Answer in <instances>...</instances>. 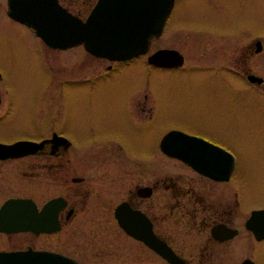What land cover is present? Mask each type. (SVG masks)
<instances>
[{"label":"flooded vegetation","instance_id":"1","mask_svg":"<svg viewBox=\"0 0 264 264\" xmlns=\"http://www.w3.org/2000/svg\"><path fill=\"white\" fill-rule=\"evenodd\" d=\"M55 1L83 20L97 0ZM183 1L173 0L144 53L89 55L93 92L97 82L148 70L142 82L115 90V130L102 135L95 125L83 142L69 129L82 80L76 69L55 76L49 64L51 52L82 47L50 48L0 0V264H264V195L222 139L177 125L160 130L170 92L147 82L150 71L186 79L193 70L212 88L201 93L215 96L226 71L264 90L250 63L264 57V33L193 28L182 41L198 56L191 61L170 45L177 30L166 32ZM168 132L175 134L162 143Z\"/></svg>","mask_w":264,"mask_h":264},{"label":"rangeland","instance_id":"2","mask_svg":"<svg viewBox=\"0 0 264 264\" xmlns=\"http://www.w3.org/2000/svg\"><path fill=\"white\" fill-rule=\"evenodd\" d=\"M235 1L184 0L177 11L178 15L171 19L166 28L167 33L177 30L175 32L177 39L170 45H174L192 61L198 56L194 49L189 52L190 42L187 43L189 39L184 36L194 33L191 32L193 28L205 29L209 32L220 28L232 33L239 29L242 32L244 29H255L258 33H264V0H241V5L235 4ZM216 3H219L223 8L214 5ZM228 34L230 35V33ZM183 40L187 42L183 43ZM89 55L83 48H71L49 54L50 66L57 68V72L53 69V72L57 73L55 76H65L66 73L72 72V69H76L78 80H82V85L74 88L76 91L72 96L74 102H69L71 105H76V116L69 117L74 118V122L69 123V129L72 132L80 130L83 142H89V134L93 133L95 125L102 126V135L115 130L113 125L116 122L110 118L111 111L118 107L119 95L115 90L128 85V83L142 82L146 77L144 71L148 70L144 69L142 75L132 74L134 77L120 76L106 82H97L93 92V80H91L93 58ZM250 63L257 67V72L264 80V69H261L263 68L261 66H264V57H257ZM33 66L30 70L37 71L35 62ZM137 67V72L140 73L143 68ZM150 72L151 76L147 78V82L158 89H167L170 92L169 97L165 94L168 99L166 109L161 114L165 116L158 124L160 130L177 125V127L182 126L187 130L202 131L209 136L222 139L226 145L233 149L237 165L247 177L246 180L251 185L253 192L264 195L263 86L257 89L244 80H237L225 71L224 80L226 83L218 88L214 96L211 93L209 95L201 93L204 86L211 90L212 88L207 85L203 86V81L196 76L198 73L193 70H190L191 73H188L189 77L186 79L156 73L155 75L154 71ZM227 84L235 85L237 89L234 90ZM186 88L197 90V93L190 97ZM214 98L221 100L222 107L217 100L213 101ZM187 102L201 104L202 107L188 106ZM93 115L96 119L102 117V122L93 123Z\"/></svg>","mask_w":264,"mask_h":264},{"label":"water","instance_id":"3","mask_svg":"<svg viewBox=\"0 0 264 264\" xmlns=\"http://www.w3.org/2000/svg\"><path fill=\"white\" fill-rule=\"evenodd\" d=\"M171 6L172 0H97L82 21L62 9L55 0H8V14L33 28L51 48L82 45L94 56L121 60L146 50L149 38L160 32ZM156 56L157 53L151 54L147 61L154 64ZM180 58L176 57L179 61ZM173 134L175 132H168L162 143Z\"/></svg>","mask_w":264,"mask_h":264}]
</instances>
